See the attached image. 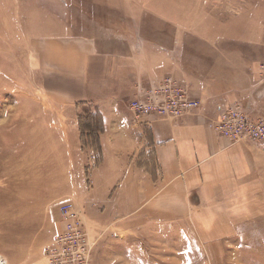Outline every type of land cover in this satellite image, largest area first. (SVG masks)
Listing matches in <instances>:
<instances>
[{
    "label": "rangeland",
    "instance_id": "obj_1",
    "mask_svg": "<svg viewBox=\"0 0 264 264\" xmlns=\"http://www.w3.org/2000/svg\"><path fill=\"white\" fill-rule=\"evenodd\" d=\"M90 34L167 46L178 72L211 89L243 90L223 103L264 119V0H0V264H46V249L65 226L54 201L63 188L56 154L33 136L37 104L53 92L42 87L46 74L29 42ZM241 144L253 152V172L245 199L232 201L237 212H211L200 237L184 218L172 233L158 222L157 264H264V142ZM85 150L92 152L88 169L97 155ZM81 223L91 243L87 264H107L116 255L115 233L105 237Z\"/></svg>",
    "mask_w": 264,
    "mask_h": 264
},
{
    "label": "crops",
    "instance_id": "obj_2",
    "mask_svg": "<svg viewBox=\"0 0 264 264\" xmlns=\"http://www.w3.org/2000/svg\"><path fill=\"white\" fill-rule=\"evenodd\" d=\"M29 43L43 79L46 74L42 87L53 92L37 104L33 136L49 147L42 151L56 154L63 188L54 201L72 203L96 233H115L116 255L107 264H157L158 222L172 233L184 218L200 237L211 212H237L232 201L245 199L253 152L218 135L214 124L219 106L243 90L211 89L178 72L172 50L145 38L47 35ZM165 77L186 88L200 109L179 119L136 117L130 102ZM85 105L102 119L100 162L88 169L92 152L82 148L77 122Z\"/></svg>",
    "mask_w": 264,
    "mask_h": 264
},
{
    "label": "built area",
    "instance_id": "obj_3",
    "mask_svg": "<svg viewBox=\"0 0 264 264\" xmlns=\"http://www.w3.org/2000/svg\"><path fill=\"white\" fill-rule=\"evenodd\" d=\"M130 111L136 116L154 114L164 118L179 119L200 109V101L188 94L170 77L151 85L144 96L132 100ZM215 132L231 142H264V119L252 117L246 107L238 102L221 104ZM59 212L65 226L55 235L46 249V264H87L91 243L75 212L72 203H63Z\"/></svg>",
    "mask_w": 264,
    "mask_h": 264
},
{
    "label": "trees",
    "instance_id": "obj_4",
    "mask_svg": "<svg viewBox=\"0 0 264 264\" xmlns=\"http://www.w3.org/2000/svg\"><path fill=\"white\" fill-rule=\"evenodd\" d=\"M82 105V104H81ZM88 110V109H87ZM78 127L81 134L82 148H93L96 151L94 166H97L101 158L99 134L102 131L101 115L96 111H84L78 116Z\"/></svg>",
    "mask_w": 264,
    "mask_h": 264
}]
</instances>
